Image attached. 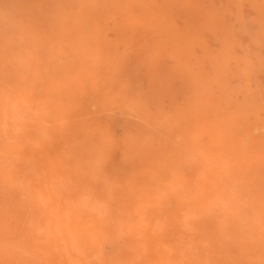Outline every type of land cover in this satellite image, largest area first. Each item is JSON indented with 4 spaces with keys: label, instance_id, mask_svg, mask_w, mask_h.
<instances>
[{
    "label": "clouds",
    "instance_id": "9594fccd",
    "mask_svg": "<svg viewBox=\"0 0 264 264\" xmlns=\"http://www.w3.org/2000/svg\"><path fill=\"white\" fill-rule=\"evenodd\" d=\"M0 264H264V0H0Z\"/></svg>",
    "mask_w": 264,
    "mask_h": 264
}]
</instances>
